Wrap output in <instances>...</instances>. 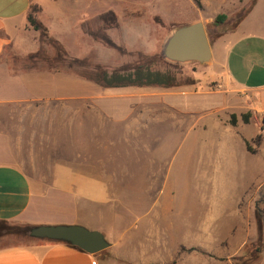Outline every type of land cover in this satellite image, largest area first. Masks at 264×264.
<instances>
[{"label": "crops", "instance_id": "crops-1", "mask_svg": "<svg viewBox=\"0 0 264 264\" xmlns=\"http://www.w3.org/2000/svg\"><path fill=\"white\" fill-rule=\"evenodd\" d=\"M33 1L0 0V158H103L117 141L124 140L126 151L130 137L148 122L165 118L167 123L170 116L175 128L202 132L197 135L196 158L201 159V185L213 190L212 206L202 230L181 239L166 234L161 219L157 220L160 211L156 216L152 213L144 222L153 227L158 250L151 244L147 254L129 251V246L121 251L115 243L134 242L123 233L135 231L136 220L128 228L123 226V233L121 224H113L116 194L107 176L109 183L105 184L98 170L56 162L46 181V177L29 174L18 162L1 159L0 220L32 227L80 225L102 233L110 247L105 254L106 250L89 255L64 242L37 240L0 250V264H168V242L219 241L220 230L225 237L228 227H249L237 213L239 209L232 203L223 204L218 195L224 191L237 199L244 189L248 192L264 184V136L260 134L264 125V0H253L248 13L230 31L209 39L208 67L221 70L222 76L211 82L214 89L203 91H197L194 84L186 88H103L69 71L21 69L13 57L22 58L35 49L25 30ZM204 19L193 22L200 20L204 25ZM103 51L99 48L97 53L104 56ZM199 94L210 95L215 103L205 117L185 112L176 103V97ZM108 99L119 100L121 106L105 103ZM243 114H249L247 123ZM246 210L249 217L255 211ZM255 231L250 227L247 235ZM263 259L264 248L256 264Z\"/></svg>", "mask_w": 264, "mask_h": 264}, {"label": "rangeland", "instance_id": "rangeland-1", "mask_svg": "<svg viewBox=\"0 0 264 264\" xmlns=\"http://www.w3.org/2000/svg\"><path fill=\"white\" fill-rule=\"evenodd\" d=\"M252 2L253 0H34L29 15L36 19L41 31L35 32L28 21L25 30L28 37L33 38V52L41 49L53 58L57 50L61 49L68 61L82 62L83 66L74 64L71 67L69 72L72 74L88 77L95 69L111 72L143 64L152 70L174 73L180 87L186 88L194 84L197 91H203L206 87L214 89L211 82L219 81L222 71L209 68L208 64L197 63L170 67L160 53L163 42L171 30L191 23L196 18L206 19L205 30L213 41L218 35L230 31ZM219 14L225 15L226 21L213 28L211 24ZM43 31L49 39L56 41L58 48L47 42L42 36ZM51 31L60 34L53 36ZM95 44L98 45L94 46ZM99 48H103L104 56L97 53ZM80 53L85 54L81 57ZM31 54L33 53L29 52L22 58L17 56L13 59L18 60L17 64L21 69L28 70L32 65L28 59ZM46 66V62H39L35 69L46 70ZM62 67L57 68L68 71L65 70V64ZM175 99L182 110L201 117L209 115L215 104L210 95H185ZM107 102L121 106V102L116 99L105 100ZM185 117L191 118L190 115ZM173 122L170 116L167 123L165 118L161 122H148L145 129L136 132L135 139L134 136L130 137L129 149L125 151L126 143L122 139V143L117 141L114 147L106 149L103 158H0V161L18 162L29 174L46 177V181H49V172L56 162L80 166L89 171L98 170L104 174L105 184L109 183L106 176L110 179V187L116 194L113 196L116 206L113 224H121L120 233H123L121 228H128L136 220L135 231L129 229L123 233L127 240L133 239L134 242L115 243V248H121L122 251L129 246V251L147 254L151 244L156 245L157 251L159 243L153 242V227L147 226L144 218L152 213L156 216L160 211L161 218L158 217L157 220L161 219L159 223L163 224L166 234H174L181 239L183 236H194L197 231L202 230L212 206L213 190L201 185V159L196 158L199 153L197 135L202 132H183L175 128ZM108 153L111 158L106 157ZM260 196H264V184L252 186L248 192L244 189L237 199L233 196L230 198L224 191L219 193L220 202L232 203L233 208H238L236 212L243 215L249 227H228L226 230L229 233L224 237L221 226L219 241L201 240L183 244L168 242L165 244L168 264H232V258L239 256L244 247L242 240L248 236L250 227L256 231L248 236L246 243L259 238L264 240V232L257 228L255 213L249 217L246 210H254L253 205ZM107 221L109 219L106 217L105 222ZM30 243L32 242L7 237L0 239V250ZM118 263L127 264L121 261Z\"/></svg>", "mask_w": 264, "mask_h": 264}, {"label": "trees", "instance_id": "trees-1", "mask_svg": "<svg viewBox=\"0 0 264 264\" xmlns=\"http://www.w3.org/2000/svg\"><path fill=\"white\" fill-rule=\"evenodd\" d=\"M250 7L237 19L236 24L248 13ZM103 18V17H102ZM27 21L32 29L36 32L41 31V26L36 22V19L28 14ZM226 21V16L219 14L215 17L212 22V27L217 28L218 25ZM208 41L210 39L209 33H207ZM43 37L47 39L49 44L57 46L56 41L49 39L47 33L43 31ZM58 48V46H57ZM29 56V61L32 63L30 69H35V66L39 62H46V70H59L63 64L66 65L65 70H70L75 64L78 66H83V63L76 60H67L66 56L62 54L61 49L57 50V54L51 58L47 56L45 51L36 50L32 52ZM165 63L170 67H176L177 64H171L165 61ZM60 68H57L59 67ZM63 68V67H62ZM74 75L88 79L93 83L103 87V88H123V87H161V88H173L179 86L176 75L168 70L159 71L152 70L148 65L138 64L130 69H118L111 72L106 70L95 69L90 76H85L78 73H73ZM244 123L248 122L249 114H243L241 116ZM230 123L235 124V117L231 116ZM247 149L252 151L247 145ZM254 213L257 228L259 231L264 232V196H260L259 200L255 202ZM32 226H27L24 224L9 222L6 220H0V239L13 237L16 239H21L24 241H37L36 239L30 238L28 235L29 230ZM67 244V243H66ZM72 248L80 250L70 244H67ZM264 248V240L259 238L256 241L247 242L243 249L240 251L239 256L232 258V264H256ZM81 251V250H80Z\"/></svg>", "mask_w": 264, "mask_h": 264}, {"label": "water", "instance_id": "water-1", "mask_svg": "<svg viewBox=\"0 0 264 264\" xmlns=\"http://www.w3.org/2000/svg\"><path fill=\"white\" fill-rule=\"evenodd\" d=\"M162 58L171 64H208L211 60L210 45L201 21L182 25L171 30L161 47ZM30 238L64 242L89 255L100 253L110 247L104 235L80 225L33 226Z\"/></svg>", "mask_w": 264, "mask_h": 264}, {"label": "built area", "instance_id": "built-area-1", "mask_svg": "<svg viewBox=\"0 0 264 264\" xmlns=\"http://www.w3.org/2000/svg\"><path fill=\"white\" fill-rule=\"evenodd\" d=\"M260 134L264 136V125H263V127L260 129Z\"/></svg>", "mask_w": 264, "mask_h": 264}]
</instances>
